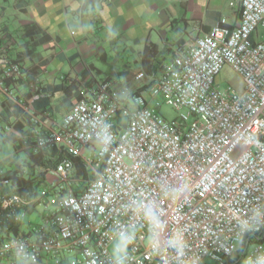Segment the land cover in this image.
Instances as JSON below:
<instances>
[{"label": "built area", "instance_id": "2783aa9c", "mask_svg": "<svg viewBox=\"0 0 264 264\" xmlns=\"http://www.w3.org/2000/svg\"><path fill=\"white\" fill-rule=\"evenodd\" d=\"M239 15L154 73L137 72L134 88L107 77L68 81L79 89L60 119L36 111L35 84L20 103L34 124L24 144L57 151L56 179L31 197L0 194L18 223L43 208L39 223L0 241V264H264V0H240ZM8 48L0 37V94L18 102L27 70ZM225 68L241 87L219 86ZM163 103L178 116L166 118ZM0 184L17 188L8 177Z\"/></svg>", "mask_w": 264, "mask_h": 264}, {"label": "crops", "instance_id": "0c3cea01", "mask_svg": "<svg viewBox=\"0 0 264 264\" xmlns=\"http://www.w3.org/2000/svg\"><path fill=\"white\" fill-rule=\"evenodd\" d=\"M239 14L240 0H0V37L27 70L25 81L16 88L18 102L10 100L15 107L0 110L8 108L12 121L31 118L20 103L29 102L40 83L43 94L34 104L36 111L51 109L61 118L76 94L72 87L70 100L61 103L68 95L53 92L55 85L87 77L118 81L134 70L154 73L160 61L192 44L221 19L237 24ZM3 102L0 94V106ZM26 148L0 140V171L14 170V162L4 160L16 153V161L32 170L22 175L35 178L40 162L49 156ZM35 206L24 218L38 216L40 222L43 208ZM24 218L17 233L37 223ZM13 233L0 229V238Z\"/></svg>", "mask_w": 264, "mask_h": 264}, {"label": "trees", "instance_id": "16d2710c", "mask_svg": "<svg viewBox=\"0 0 264 264\" xmlns=\"http://www.w3.org/2000/svg\"><path fill=\"white\" fill-rule=\"evenodd\" d=\"M17 59V58H16ZM19 60V59H17ZM20 61V60H19ZM48 59L46 58L45 62L43 64H46ZM161 62V61H160ZM159 62V63H160ZM45 66V65H44ZM156 70V69H155ZM71 87V88H70ZM75 87V84H57L53 87V92H60L63 91L66 95L71 94V90ZM6 102H3L1 104V108L4 106L8 108L15 107V104L10 102V100L5 99ZM7 104V105H6ZM8 108L6 110L1 109L0 110V140L4 141L5 139L7 141L12 142L15 146L18 144H24L26 141L31 140L32 137V129L34 128V124L30 117L26 116L24 119H20L17 121H12V114L8 112ZM6 126L12 127V132L7 134L4 132V129ZM16 130V132H14ZM19 131V132H17ZM29 150L28 148H26ZM31 156L33 154L29 153ZM57 151L54 150L51 152L50 156L46 160H42L40 162V172L35 176V178H31L32 174L28 176V178H25L22 175L23 169V163L21 161L17 162L18 164L15 165L14 170H6V171H0V177H8L12 179L13 183L17 186L16 189H11L8 186H3L0 184V194H6L10 193L11 191H17L22 195H25L27 197L34 196L38 190V188L46 182L47 174L49 172L50 166L52 167L54 163L56 162V156ZM76 167H77V174L82 175L84 177H87L88 172L85 170L84 164L81 162L80 158L75 157L74 158ZM18 220L16 216L13 214H9V212L5 209H3L0 205V229L4 232H14L17 233L18 231ZM4 237L0 238V241Z\"/></svg>", "mask_w": 264, "mask_h": 264}, {"label": "rangeland", "instance_id": "374dc122", "mask_svg": "<svg viewBox=\"0 0 264 264\" xmlns=\"http://www.w3.org/2000/svg\"><path fill=\"white\" fill-rule=\"evenodd\" d=\"M137 72H139V71L134 70V71L130 72L128 77H126V78H124V79H122L120 81L118 80V83H117L118 87L123 85V84L129 85L130 87H133V88L138 86L139 83L136 80H134V77H135ZM229 83H231V84H233V85H235L237 87H241L242 86V79H241V77L238 74H236L235 72H233L229 68H225V70H223V72L220 75V85L219 86L220 87H226ZM77 89H79L78 86H75L74 87V94H76L75 92H76ZM67 99L70 100V96L69 95L67 97H63L61 99V103H64V101L67 100ZM161 113L166 118H168L170 120L173 119V118H176L178 116L177 111H175L171 106H169L166 103L162 104ZM55 116H56V114H55ZM56 117H59L58 119H60V115H57ZM10 152L11 151L8 150L7 153H4V154H8ZM45 153H47L48 156H50V154H51V152H48V151H46ZM15 154L13 153L12 155L6 156L4 161L8 162L9 164L11 162H14V166H15L16 164H18L17 162H19V160L16 161L15 156H17V155H15ZM20 161H22V160H20ZM13 167H11V168H13ZM22 167H25L22 170H24L26 172H31L32 171L30 166L23 165ZM6 170H8V169H6ZM55 179H56V175H54L50 171L48 173V175H47V181L51 182V181H54ZM24 219L25 220H28V219L31 220L32 219L34 221V223H36V222L38 223L39 220H40L38 216H33V215H30V214H27V216Z\"/></svg>", "mask_w": 264, "mask_h": 264}, {"label": "clouds", "instance_id": "9594fccd", "mask_svg": "<svg viewBox=\"0 0 264 264\" xmlns=\"http://www.w3.org/2000/svg\"><path fill=\"white\" fill-rule=\"evenodd\" d=\"M145 215H146V217H147L149 220L152 219V212H151V209H150V208H149V209H145ZM124 242H125V238H124L123 233H121V241H120V243H121V247H118V248L116 249V253H117V255H120V254L122 253V251H123L122 245L124 244ZM173 242H174L175 244H179V243H180V241H179L178 238H175Z\"/></svg>", "mask_w": 264, "mask_h": 264}]
</instances>
